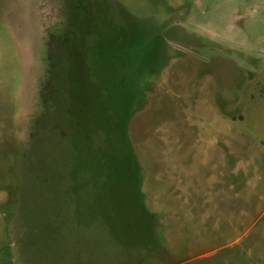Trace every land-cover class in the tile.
I'll return each instance as SVG.
<instances>
[{
  "label": "rangeland",
  "instance_id": "374dc122",
  "mask_svg": "<svg viewBox=\"0 0 264 264\" xmlns=\"http://www.w3.org/2000/svg\"><path fill=\"white\" fill-rule=\"evenodd\" d=\"M0 264H264V0H0Z\"/></svg>",
  "mask_w": 264,
  "mask_h": 264
}]
</instances>
